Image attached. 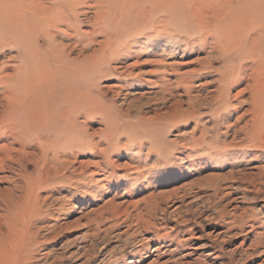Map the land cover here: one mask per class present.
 Here are the masks:
<instances>
[{
  "label": "rangeland",
  "instance_id": "obj_1",
  "mask_svg": "<svg viewBox=\"0 0 264 264\" xmlns=\"http://www.w3.org/2000/svg\"><path fill=\"white\" fill-rule=\"evenodd\" d=\"M83 1L52 24L0 0V264H264V0H124V30ZM32 42L108 55L63 127L9 79Z\"/></svg>",
  "mask_w": 264,
  "mask_h": 264
},
{
  "label": "bare ground",
  "instance_id": "obj_2",
  "mask_svg": "<svg viewBox=\"0 0 264 264\" xmlns=\"http://www.w3.org/2000/svg\"><path fill=\"white\" fill-rule=\"evenodd\" d=\"M43 1L44 0H14V2H16V3L13 4V6H12L13 9L11 8V11L10 10H8V11H10L13 14V13H16V10L18 8H22L27 13H29V15H31V16H29L28 14H24V18H30V17H33L34 19L35 18L36 19L37 18H48L49 22L51 21L52 24L53 23H65V24H67V23H70L68 21V19L75 18L77 16V13H78L77 10L78 9L77 10L73 9V4H76V2L78 3L80 0H47L45 2H48L49 5H46V6L43 5V3H44ZM81 1H83V0H81ZM81 1L79 3H81ZM138 1L139 2L142 1V5L141 6L143 7V5H146L147 8H152L153 5H151V4H154V3H151V2H153V0H138ZM138 1H137V3H138ZM123 2H125V1L124 0H94V7H96L97 9H102V8L105 9V12H97L95 14V19L98 20V19H104V18H108V17L111 18V17H114V16L118 15L116 17H121V19H125V20H121V22H119L120 24L115 26V28L117 30L118 29L119 30H124L126 27H129L131 24L133 25L135 21H133V19H130L131 14H126V13L122 14L121 13V9L124 7L123 6V4H124ZM10 4H12V2ZM131 4H133V3H131ZM9 5H2V6H0V9L1 8L2 9L3 8H6ZM84 6H87V5H84ZM130 6H132V5H130ZM92 7H93V5H92ZM94 7H93V9H94ZM46 9L49 10V11H47V12L44 13V10H46ZM56 9H58V10H56ZM124 9H122V10H124ZM106 10H110V12L112 10H114V12L109 13V12H106ZM128 10H129V8H128ZM79 11H81V10H79ZM1 13L2 12L0 11V16L2 18L3 17H6V14H1ZM131 13H133V12H131ZM136 13H134V15ZM16 15H18V14H16ZM51 18H53V19L51 20ZM143 18H144V16H143ZM107 20H109V19H107ZM113 20H114V18H113ZM113 20L111 19V22ZM140 20L137 21V22H140ZM104 22H107V21H104ZM142 22H143V20H142ZM69 25L71 26V24H69ZM19 29H21V28H19ZM19 31H21V30H19ZM23 31H25V30H23ZM52 39H53V37H52ZM21 40L22 39H18L17 42H19V44L20 43L22 44V41ZM78 41L80 42V40H78ZM70 45H72V44H70ZM81 45H82V43H81ZM75 46H76V48L78 47L76 44H75ZM22 48L24 49L23 50L24 52H23V55L21 57L20 66L15 71L14 75L11 76L9 79H12V77L14 78V76H17L16 78H18L17 79L18 81L22 82L21 84H27L28 86L29 85L30 86L43 85L47 89V91L49 93L51 92L50 97L46 100L47 103L46 102H45V104L43 103L44 104L43 109L45 111L43 110V112H42L43 114H38L39 116H41V119H42L43 116H44V114L46 115L48 113V115H46L45 118H46V120H50L51 122L45 121L46 123L48 122L47 125H49V123L52 124V125L53 124L56 125V123H58L60 125L59 122H61L62 120L68 119V113H69V111H70V109L72 107L75 108V107H78V106H86V104H84V103H86L87 100L89 101V97H88V93L89 92L84 89L85 88V80H86V78L89 75H91L90 76L91 78H94V77L95 78L96 77L98 78L99 74L101 75V73L99 71H96L97 70L96 68L101 69V72H102V67L104 66V68H105V65H107V62H108V60H105V59H107V56H108L107 54H103L101 57H97V56H92L91 57V56H88V55L85 56L83 53L79 52V51H81V49L79 51L77 50L78 51L77 57H75V58H68L62 52H61L62 54H60V55L58 54L57 55L56 54V48L54 46H51V45L48 46L47 48H41L39 46L35 47L33 45V42H32L30 45L23 46ZM114 50H118V49H114ZM48 51H53V55L51 56L50 59H44L42 56H43L44 53H46ZM84 53H85V51H84ZM87 53H89V52H87ZM94 69H95V71H94ZM102 75H103V72H102ZM14 89H16V88H14ZM3 96H4V94H3ZM9 96H10V94H9ZM57 99L62 100V104H61L62 110H61V112H59V115H57V117L54 118L55 112L53 111L54 112L53 113L54 116H53L52 115V110H54L55 108H57L56 105H55V102L57 101ZM6 100H7V98H6ZM13 100H14V97H13ZM31 101L33 102V100H31ZM28 102H30V101L28 100ZM38 103H39V101H38ZM41 103H42V100H41ZM31 118H32V116L30 117V119ZM23 124L24 123H21V124L19 123L18 126H21L22 127ZM58 124H57V126H58ZM60 126L63 127L62 125H60ZM129 127H131V125ZM11 128H13V127H11ZM11 128H10V126H9V129L7 128L8 133L10 135L16 134L17 133V130H15L12 133L11 132V130H12ZM16 128H19V127H16ZM19 129H18V131H19ZM68 130H69V128H68ZM46 131H47V129H46ZM63 131H64V129H63ZM67 133H69V132H67ZM32 140H34V139L32 138ZM39 141H41V142L42 141H47V139L46 138H45V140H41L40 139ZM46 174H48V173H46ZM146 222L148 223V221H146ZM12 256H13V254H12ZM11 259H12V257H11Z\"/></svg>",
  "mask_w": 264,
  "mask_h": 264
}]
</instances>
